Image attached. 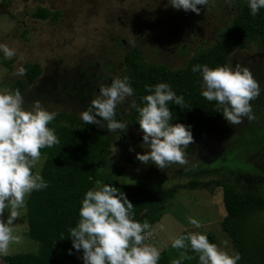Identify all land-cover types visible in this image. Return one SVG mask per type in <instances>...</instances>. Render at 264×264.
<instances>
[{
	"label": "rangeland",
	"instance_id": "374dc122",
	"mask_svg": "<svg viewBox=\"0 0 264 264\" xmlns=\"http://www.w3.org/2000/svg\"><path fill=\"white\" fill-rule=\"evenodd\" d=\"M235 1L209 0L205 7L198 6L201 11L197 14L191 10L174 9L168 0H0V43L16 50V55L11 58H4L0 53V91L11 90L9 85L26 79V71L35 75L38 67L25 69L29 64H37L41 72L22 93L24 106L31 107L34 101L40 100L57 115L69 113L79 118V113L98 93L99 86L110 84L106 83V79L122 78L127 50L139 47L148 64L162 63L176 69L183 67L201 47L221 40L220 32L238 13ZM39 7L47 8L51 15L47 19L35 17L33 13ZM56 13H59L57 17ZM230 65L247 66L264 89V52L256 42L233 52ZM84 77L94 86L89 91L91 100L79 103L70 97L67 88L78 89L81 85L78 83ZM259 98L263 102L257 106L255 100ZM255 100L251 102L255 118L249 120L245 117L241 121L246 126L251 125L253 120L264 121V91ZM133 102L135 100L130 96L117 107L118 120L128 123ZM235 125L221 118L215 131L204 141L197 145L194 143L191 146L193 142L189 144L186 164H170L165 169L137 159V153L147 151L142 146L141 130L129 127V123L126 130L116 132H110L106 122L97 127L108 135L111 142L110 161L123 166L122 175L126 180L165 179L166 182L188 183L196 171L211 168L207 164L204 166V161L208 162L219 152H231L234 145L250 141V137H245L249 135L237 130ZM238 149L246 160L256 163L259 174L264 177V147L256 146V149L250 148L246 152H242L241 147ZM44 160L45 156L41 154L33 171L40 172ZM202 178L210 180L214 176ZM222 192L219 186L178 191L166 204L164 216L152 229L147 243L161 251L182 230H186L206 233L210 242L230 252L235 250L230 236L221 227L225 215ZM7 215L5 210V218ZM188 217L197 219L200 226L190 224ZM14 223V232L21 235L22 240L11 245L6 255H0L1 264L6 256L36 253L39 249V243L27 233L26 209L21 210Z\"/></svg>",
	"mask_w": 264,
	"mask_h": 264
},
{
	"label": "trees",
	"instance_id": "16d2710c",
	"mask_svg": "<svg viewBox=\"0 0 264 264\" xmlns=\"http://www.w3.org/2000/svg\"><path fill=\"white\" fill-rule=\"evenodd\" d=\"M234 4L237 5L238 13L229 26L220 32L221 40L201 47L183 67L176 69L162 63L148 64L139 47L130 48L124 56L126 69L122 77L128 76L131 80L134 88L132 97L138 106H142L141 97L148 94L146 84L167 82L178 95L183 94L184 109L172 104L169 107L176 117L173 123L191 126L194 137L191 146L210 136L223 118L222 113L214 107L215 102H209L201 96L202 79L199 73L192 72V66L207 64L215 68L218 65H230L231 54L253 41L264 52V8L252 15L247 0H236ZM33 15L47 19L51 12L39 7ZM35 66L38 67L37 73H40L41 67L37 64H29L25 70L36 69ZM26 72V79H19L9 85L11 90L19 89L23 93L29 83L34 81L37 73L33 75ZM85 79L78 83L81 84L78 89L67 88L70 97L79 103L91 100L89 91L94 84ZM111 81L110 78L106 79V83ZM255 101L257 106L263 102L260 98ZM137 120L138 113L132 107L129 127L140 130ZM250 124L235 125L237 130L249 135L245 136L250 137L248 143L234 145L231 152L226 150L213 155L203 165L207 164L211 168L217 165L215 168H203L201 172L196 171L188 183H180L175 180L166 182L165 179L126 180L122 175L123 166L110 161L111 142L104 131L96 124L83 123L74 114L57 115L49 126L54 128L60 142L51 148L41 149L45 160L40 172L49 181V187L43 191H33L26 202L27 233L39 243V249L36 253L6 256L2 264H83V251L73 249L68 229L79 220L81 200L97 180L115 184L124 191L134 205L135 219L141 222L148 220L152 229L164 216L166 204L178 191L219 186L223 191L225 208L221 227L230 236L235 251L241 253L239 264H264V177L259 174L256 163L246 160L238 149L241 147L242 152H246L250 148L256 149V146L264 147V121L253 120ZM208 175L214 178H202ZM187 233L182 230L178 235ZM209 237L214 240L212 234ZM181 252L192 259L181 260L180 264H198L197 255L189 248L174 249L171 243L160 251L158 264H171L174 259H180Z\"/></svg>",
	"mask_w": 264,
	"mask_h": 264
},
{
	"label": "clouds",
	"instance_id": "9594fccd",
	"mask_svg": "<svg viewBox=\"0 0 264 264\" xmlns=\"http://www.w3.org/2000/svg\"><path fill=\"white\" fill-rule=\"evenodd\" d=\"M209 0H168L177 10L200 13ZM252 15L264 8V0H247ZM4 58L16 55L15 48L0 43ZM193 73L202 79L201 96L221 112L230 124H239L243 118H255L252 101L264 89L252 71L243 65L195 64ZM21 73L23 69L20 70ZM148 94L141 97L142 106L133 102L138 113L142 146L147 149L137 153L143 163L152 162L160 169L170 164L187 163V148L194 137L190 125L173 123L176 119L170 104L185 108L183 94H177L167 82L145 85ZM134 95L128 76L114 77L110 84L100 85L89 105L79 113L83 123L106 126L110 132L126 130L128 123L117 119V107ZM24 96L19 89L0 91V255H6L10 246L19 244L22 236L14 232V221L26 209V197L33 191H43L49 181L39 171H33L41 158V149L58 144L59 138L50 123L57 112L49 110L40 100L25 107ZM102 118L101 119H98ZM8 215L5 218L4 213ZM79 220L68 229L73 249L83 251V264H158L160 250L147 243L152 236L148 220L135 219L134 205L126 193L115 184L97 180L89 188L79 208ZM188 222L199 227V221L188 217ZM174 249L189 248L198 257V264H239V251H228L210 242L206 233L189 232L175 236ZM71 249L69 254H71ZM192 259L181 252V260Z\"/></svg>",
	"mask_w": 264,
	"mask_h": 264
}]
</instances>
